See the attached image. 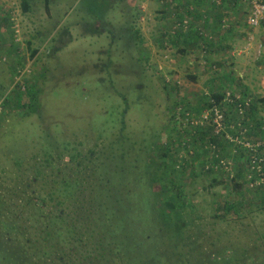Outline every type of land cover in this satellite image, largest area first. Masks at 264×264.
<instances>
[{"label":"rangeland","instance_id":"rangeland-1","mask_svg":"<svg viewBox=\"0 0 264 264\" xmlns=\"http://www.w3.org/2000/svg\"><path fill=\"white\" fill-rule=\"evenodd\" d=\"M28 1L30 10L23 12L22 0H0V264L1 256L22 263L35 253L46 254L43 244L37 251L24 250L20 236L2 229L15 219L13 206L25 203L23 197L18 201L13 188L18 191L26 186L29 195L45 190V175L57 179L76 173L70 177L84 182L76 190V200L65 206H88L79 201V190L89 194V183L99 177L93 172L92 159L111 155L106 144L113 134L120 130L128 134L125 147L133 155L157 160L167 149L164 160L178 167L177 160L187 150L184 142L190 138L183 132L185 127L211 122L216 125L213 131L231 144L221 162L224 175L215 171L205 176L193 169L192 176L190 167L183 169L179 176L190 205L187 212L197 219L185 223L176 244L157 249L161 258L156 263L175 264L179 257H188L187 264H264V177L256 181V168H252L260 157L264 168V49L259 43L264 15L260 25L251 28L246 23L248 1L237 0L238 5L231 8L230 2L221 0L200 6L195 0H179L178 12L195 6L197 16L202 17L191 19V31L198 38L191 35L184 47L175 40L163 46L162 31L176 17L173 5L168 6V16L161 15L162 5L156 0H49L55 13L52 18L46 17L42 0ZM129 27L132 32L139 30L142 42L129 34ZM201 43L206 45L204 51ZM17 69L25 71L23 86L31 89L27 94L18 95L13 87ZM219 89L227 92L228 102L231 94L254 102L249 126L255 136H246L248 126H242L239 119L223 122L219 108V117L210 119L204 100ZM12 90L16 92L7 97ZM33 98L37 108L31 112L23 106H29ZM156 145L163 146L162 151ZM188 150L194 153L196 149L189 146ZM71 155L77 158L70 161ZM243 165L245 171L237 173ZM253 177L255 182L249 181ZM112 179L116 181L117 176ZM232 180L243 187L234 188ZM161 184L131 187L149 193ZM146 200L153 198H132L142 218L132 222L128 238L135 243L147 239V222H152ZM94 214L95 219L102 215ZM33 222L21 223L31 226ZM166 235L163 229L160 235L153 233V239L160 241ZM116 239H109V249H115ZM159 245L154 243L156 248ZM153 250L144 255H154ZM84 256L86 252L81 253ZM123 257L117 262L106 258L83 263L126 264ZM136 261L150 263L144 258ZM63 263L69 264L65 258Z\"/></svg>","mask_w":264,"mask_h":264},{"label":"trees","instance_id":"trees-1","mask_svg":"<svg viewBox=\"0 0 264 264\" xmlns=\"http://www.w3.org/2000/svg\"><path fill=\"white\" fill-rule=\"evenodd\" d=\"M44 1L46 4L48 0ZM209 1L210 0H195V5L200 6L202 3H209ZM178 2L179 1L174 3L173 10L176 12V18L180 19L182 18V12L177 11L181 8ZM221 2L223 4H229L228 2H230L229 5L231 8L238 5L237 0H221ZM234 2H236L235 5ZM168 6L169 5H165L160 9L161 15H171L169 13L170 11H168ZM21 7L23 12L29 11V1L22 0ZM193 9L189 10L188 8H184L181 11L189 16L192 11L197 13L195 6ZM139 13L140 12L137 11L135 16H138ZM209 13L210 12H208V14ZM169 23L172 24V21ZM127 30L129 34L133 33L135 37L142 42L138 29L132 32V28L129 27ZM195 34L197 33L195 32ZM196 37L198 36L196 35ZM259 43L260 47L264 49V33L260 36ZM36 52L37 51H33L32 55H35ZM28 86L25 87L23 91L17 88L18 95L21 93L27 94L28 91L30 92L31 89ZM220 89L206 94L204 106L209 109L210 119L212 120V118L215 117V113L218 110L217 108H219L223 122H227L229 119H239L242 126H248L246 129V136L248 137L251 134L255 136L256 134L253 132L251 133L252 129L250 128L251 126H249L255 114L256 106L254 102H251L250 99H244L242 96L236 98L233 94L229 95L232 97V100L228 102L226 101L227 92ZM12 92L16 91L12 90L8 92L7 97L10 96ZM7 97H5L4 100ZM16 106L20 107L18 101H16ZM23 107H27L31 112L35 111L37 108L35 98L31 99L29 106ZM184 112H186L185 108L181 112V117H184ZM185 128L188 129V131L184 129L183 132L185 134L189 133L190 138L187 142H184V147L187 150L185 155L177 160L179 162L178 167H175L172 161L166 162L164 160L167 149H165L163 156L161 158L159 157L157 160L148 157L145 158L146 155L144 157H141V154L133 155L131 153L132 149L128 146L125 147L128 134L123 130L113 134L111 140L106 144L111 155H105V157L98 156L96 159H92L93 162H91V164L93 165V172L99 175V177L97 180H95V178L91 180L88 187L89 190L85 189L89 194H85L83 191L79 190V193L82 195L79 201L88 206H65L66 203H71L76 200V190L83 185V178L79 177V180L70 177L73 175L75 177L76 173L68 175V178L63 176L57 179H50L45 175V190L33 191L29 195H26V186L18 191L16 187L13 188L11 192H16L18 201L20 197H23L25 203L24 205L20 204L18 206H13L11 211L15 219L13 223L3 225L2 229L8 233L13 232L14 235L20 236L22 238L20 241L23 242L22 248L24 250L37 251L40 249L39 245L43 244L46 254L41 255L35 253L34 256L22 263H16L15 259L12 258L14 263L8 259H2L1 256V263L53 264L55 259L58 262L56 264H64V258L69 264H84L83 262L88 261L89 263L92 260L103 261L106 258L109 261L113 259L117 262L120 259V255H123L124 257L121 259L125 260L126 264H142L136 261L141 258H144L146 261L148 259L150 261L149 264H158L156 262L161 257L157 254V249L162 246H164V248L168 247L170 243L176 244L178 238L182 235L183 228L186 227L185 223H194L197 219V216L191 214L190 211L187 212V208L190 205L187 203L188 201L184 188L181 185L182 180H180V173L183 169H189L190 167L192 176H194L193 169L196 172L199 170V172L205 176L215 171L220 172L223 176L225 169L221 166V162L223 159H226L227 152L231 146L227 140L228 138L225 139L213 131L216 125L212 124V122L203 127L191 123ZM191 131L193 132L192 134ZM178 144L180 145L179 141ZM156 146L158 150L163 147ZM189 146L196 149L194 153L189 152ZM124 147L125 149H122ZM153 156L154 154L152 157ZM76 158L77 156L71 155L69 159L70 161H74ZM261 160H263L261 157L257 158V161H255L256 167H252L256 168L255 173L258 175L256 181L264 177V168H262L263 164ZM208 162L209 164H207ZM247 162L249 165L251 164L249 159H247ZM196 163L199 165L196 166ZM260 165L261 167L258 169ZM240 167L237 168L238 170H235L237 173H242V171L246 169L244 165ZM178 168L179 170H177ZM100 171L104 172L102 176ZM175 174H177L178 177H175ZM112 175L117 176L116 181L112 179ZM237 176L236 174V178ZM254 178L255 177L251 178L249 181L255 182ZM161 182H163V184H161L158 189L152 190L149 193L144 192L146 187L151 186L153 188L155 183L159 184ZM136 183H140L144 189L132 188L131 186ZM232 185L237 189L243 187L233 180ZM134 195L146 199H148V197L153 198L152 201L146 200L145 202V206H149V208H151L149 212L152 213V222H147V227H149L147 239L136 243L128 238L133 220L138 217L142 219L139 214L140 211L138 212L139 207L132 201ZM262 199L264 202V198ZM98 201L110 205L93 206V203L96 204ZM224 206L227 205L224 204ZM162 207L167 209V211L162 210ZM95 212H101L104 218L100 215L98 219H95ZM26 219L34 220V225H23L21 222ZM82 226H85L84 231L82 230ZM195 227L198 228V226ZM163 229L167 231L166 237L161 236L163 242L161 238L160 241H155L153 239V233L160 235ZM108 235L110 236L108 237ZM31 238H33L34 241H31ZM113 238H118V240L116 239L114 242L115 249H109L108 246L111 244L109 239L113 240ZM154 243L156 246L159 244L161 245L156 248ZM131 244H134V247H132ZM144 246L145 248H143ZM152 250L155 253L154 255L146 254ZM144 251H147L145 253L146 256L144 255ZM83 252L87 253V257L84 256L86 259L81 258V253ZM187 258L188 257L182 259V257H179L174 263L178 264V261L181 259L182 264H187Z\"/></svg>","mask_w":264,"mask_h":264},{"label":"built area","instance_id":"built-area-1","mask_svg":"<svg viewBox=\"0 0 264 264\" xmlns=\"http://www.w3.org/2000/svg\"><path fill=\"white\" fill-rule=\"evenodd\" d=\"M156 1L159 3V5H162L160 7L161 9L165 5L172 6L174 5V3H176L179 0H156ZM245 1H248L249 6H250L249 14L246 17V23L249 27L256 28L260 25V22L263 19L264 4H262V1H259V0H245ZM141 7L143 8V6ZM188 9L190 10V7ZM191 19L192 17L190 15L187 16L183 12H182V18L179 19L175 17L172 20V24H170L167 29L162 31V34H161L162 40H164L162 42L163 46L169 45V41L171 42L172 40H177L178 38L188 34L191 31V25H192ZM199 35L203 36L204 39L206 38L210 39V37H208L207 34H203L200 32ZM199 47H200V50H203V51L206 49V45L204 43H201ZM13 75L15 76L13 78L14 79L13 87L19 88V90L23 91L24 81L22 79H23V76L26 75L25 71L22 69H17L15 72H13ZM215 117L216 118L219 117L217 111L215 113Z\"/></svg>","mask_w":264,"mask_h":264},{"label":"crops","instance_id":"crops-1","mask_svg":"<svg viewBox=\"0 0 264 264\" xmlns=\"http://www.w3.org/2000/svg\"><path fill=\"white\" fill-rule=\"evenodd\" d=\"M43 2H44V9H45V11H46V17H54L55 16V13H54V11H52V9H51V6H50V4H49V0L47 1V3L45 4V1L44 0H42ZM1 3V2H0ZM211 3V2H210ZM4 7L5 6H8L7 4H2ZM9 7V6H8ZM192 15V16H191ZM190 16L193 18H196V19H201L202 17L199 15V16H197V13H195V12H191V14H190ZM1 17V16H0ZM204 17H207L206 15H204ZM203 17V18H204ZM6 18H8V16L6 17ZM4 19V18H3ZM160 19H163L162 17L160 18ZM205 19V18H204ZM193 34H195V32H189L188 34H186L185 36H182V37H180V38H178L177 40H175V43L177 44H180L182 47H184L185 46V44H186V41L191 37V35H193ZM197 35V34H196ZM195 36V35H194ZM198 38V37H197ZM199 41V40H198ZM198 41H197V43H196V46H197V44H199L198 43ZM170 43V42H169Z\"/></svg>","mask_w":264,"mask_h":264}]
</instances>
